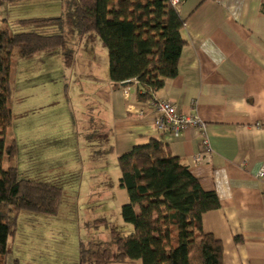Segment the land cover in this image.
I'll list each match as a JSON object with an SVG mask.
<instances>
[{
  "label": "crops",
  "instance_id": "obj_1",
  "mask_svg": "<svg viewBox=\"0 0 264 264\" xmlns=\"http://www.w3.org/2000/svg\"><path fill=\"white\" fill-rule=\"evenodd\" d=\"M179 7L188 43L181 51L177 77L165 82L157 98L179 103L183 113L206 123L208 150L203 133L195 128L179 136L156 129L160 113L153 104L138 102L136 84L113 86L109 67L104 74L105 66L97 60L95 50L98 46L101 52L103 46L93 34L83 36L75 59L84 63L80 74L83 95L95 99L96 105L88 109L98 118L100 128L104 126L114 157L150 137L160 138L169 143L204 190L216 192L221 207L204 214L203 228L222 241L224 264H264V175L258 176L264 165V0H181ZM164 35L165 29L156 25L149 37ZM10 164L16 166L13 160ZM72 191L62 205L69 211L61 216L58 211L53 224L65 227L70 220L76 225L72 218L78 214L72 211L78 201ZM18 220L31 228L21 232L17 227L15 237L8 241L13 261L48 264L46 251L50 249L39 244L46 241L47 232L29 233L34 225L42 230L44 221L39 224L37 213L29 211H22ZM74 226L66 232L74 235ZM238 237L243 242L237 243ZM56 255L49 264H79V248L70 258Z\"/></svg>",
  "mask_w": 264,
  "mask_h": 264
},
{
  "label": "trees",
  "instance_id": "obj_2",
  "mask_svg": "<svg viewBox=\"0 0 264 264\" xmlns=\"http://www.w3.org/2000/svg\"><path fill=\"white\" fill-rule=\"evenodd\" d=\"M3 1L17 5L28 0ZM62 1L64 11L58 17L0 25V91L15 52L20 61L58 53L64 70H70L83 36L95 33L107 49L111 82L136 84L139 103L157 102L165 82L177 77L181 51L188 43L182 33L181 0ZM156 25L165 29L163 38L149 37ZM10 81L8 98L13 97ZM12 123V108L0 103V264L12 254L8 241L16 235L20 213L57 215L62 201L60 187L20 177L14 164L4 166L18 152L10 138ZM117 160L119 185L128 195L121 217L130 232L114 229L112 243H99L97 249L81 243L80 264H224L222 241L203 228L204 214L220 209L219 197L202 188L169 143L150 137ZM235 241L243 242L240 237Z\"/></svg>",
  "mask_w": 264,
  "mask_h": 264
},
{
  "label": "rangeland",
  "instance_id": "obj_3",
  "mask_svg": "<svg viewBox=\"0 0 264 264\" xmlns=\"http://www.w3.org/2000/svg\"><path fill=\"white\" fill-rule=\"evenodd\" d=\"M63 11L62 0H28L17 5L0 0V25H10L17 19L58 17ZM102 46L101 52L98 46L95 51L99 55L97 60L101 65L103 63V68L105 66L102 72L106 74L108 54L105 45ZM60 56L58 53H42L20 61L15 52L13 67L3 76L0 101L2 106L13 110L9 133L18 149L12 160L19 176L60 187V216L69 211L62 207L68 201L69 190L74 191V200L78 201V206L74 203L72 211L79 217L78 220V217L72 218L75 226L69 220L66 228L56 222L59 227L52 223L57 215L37 213L39 224L44 221L43 229L34 225L29 233L34 231L39 236L47 232L46 241L39 244L43 242L46 249L51 250L46 251L49 252L46 256L48 264L54 256L57 257L56 254H63V258L68 254L70 258L77 248L80 264L81 243L87 248L97 249L99 243H112L114 229L119 233L130 232V225L121 217V207L127 202L128 195L119 185L118 160L109 152V136L105 135L104 126L100 128L96 115L89 112L88 106L96 105L93 103L95 99H86L83 95L81 82L84 77L80 74L84 63L79 58L70 70H64ZM9 79L13 95L10 98L7 97L10 89L6 84ZM98 150L102 152L96 153ZM45 179L53 180L49 183ZM26 224L20 225L18 220L21 232L31 228ZM73 226L75 234L71 235L69 232ZM7 260L16 264L11 255L4 258V262ZM35 263L45 264L41 260H35ZM159 264H165V260Z\"/></svg>",
  "mask_w": 264,
  "mask_h": 264
},
{
  "label": "built area",
  "instance_id": "obj_4",
  "mask_svg": "<svg viewBox=\"0 0 264 264\" xmlns=\"http://www.w3.org/2000/svg\"><path fill=\"white\" fill-rule=\"evenodd\" d=\"M179 0H173L177 4ZM154 107L160 113L155 128L160 131L172 133L179 136L180 133L188 128H195L203 133L204 148L209 149L206 139V123L194 115L185 114L181 111L179 103L168 100H158ZM201 156L197 155L196 160H200ZM264 175V165L261 167L258 176Z\"/></svg>",
  "mask_w": 264,
  "mask_h": 264
},
{
  "label": "water",
  "instance_id": "obj_5",
  "mask_svg": "<svg viewBox=\"0 0 264 264\" xmlns=\"http://www.w3.org/2000/svg\"><path fill=\"white\" fill-rule=\"evenodd\" d=\"M116 84H113V86L115 87ZM123 86H126V85H123Z\"/></svg>",
  "mask_w": 264,
  "mask_h": 264
}]
</instances>
